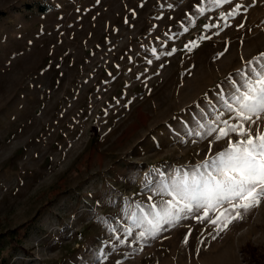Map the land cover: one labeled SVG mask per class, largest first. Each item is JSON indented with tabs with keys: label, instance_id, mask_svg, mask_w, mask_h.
<instances>
[{
	"label": "rangeland",
	"instance_id": "374dc122",
	"mask_svg": "<svg viewBox=\"0 0 264 264\" xmlns=\"http://www.w3.org/2000/svg\"><path fill=\"white\" fill-rule=\"evenodd\" d=\"M198 8L0 0V264H264V200L223 230L149 214L239 139L211 129L264 63V0Z\"/></svg>",
	"mask_w": 264,
	"mask_h": 264
},
{
	"label": "snow or ice",
	"instance_id": "6c2138e0",
	"mask_svg": "<svg viewBox=\"0 0 264 264\" xmlns=\"http://www.w3.org/2000/svg\"><path fill=\"white\" fill-rule=\"evenodd\" d=\"M201 2L206 8L197 11L203 14L207 8H218L228 0ZM257 65L249 66L245 83L235 87L231 98L223 101L229 119L218 120L222 127L211 129L217 133V139L233 134L239 139L230 140L229 148L206 161L203 170L196 169L170 179L164 192L171 199L163 202V206L152 203L149 214L154 213L157 218L194 214L198 221L207 220L223 230L233 219L240 218L242 212L259 206L264 200V132L252 134V126L258 127L259 121L264 119V63L257 60ZM220 115L218 113V117ZM127 234H132L131 228Z\"/></svg>",
	"mask_w": 264,
	"mask_h": 264
},
{
	"label": "trees",
	"instance_id": "16d2710c",
	"mask_svg": "<svg viewBox=\"0 0 264 264\" xmlns=\"http://www.w3.org/2000/svg\"><path fill=\"white\" fill-rule=\"evenodd\" d=\"M43 8L42 9H46L45 6H42Z\"/></svg>",
	"mask_w": 264,
	"mask_h": 264
}]
</instances>
